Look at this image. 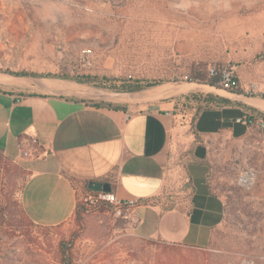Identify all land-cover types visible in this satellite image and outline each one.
<instances>
[{
    "label": "rangeland",
    "instance_id": "374dc122",
    "mask_svg": "<svg viewBox=\"0 0 264 264\" xmlns=\"http://www.w3.org/2000/svg\"><path fill=\"white\" fill-rule=\"evenodd\" d=\"M85 49L98 55L92 69L80 63ZM263 53L264 0H0V73L7 75L104 76L155 84L148 89L155 93L187 82L185 76L208 80L215 67L234 70L241 85L255 82L263 94ZM195 94L209 93L180 96L179 104L197 106ZM215 166L225 219L201 250L136 237L126 215L91 203L93 194L80 200L89 205L81 229L74 218L37 225L23 215V172L2 159L0 264H59L62 240L73 241L75 264H264V133L255 128L244 140H227V156L219 152ZM249 167L258 178L247 191L237 178Z\"/></svg>",
    "mask_w": 264,
    "mask_h": 264
},
{
    "label": "crops",
    "instance_id": "0c3cea01",
    "mask_svg": "<svg viewBox=\"0 0 264 264\" xmlns=\"http://www.w3.org/2000/svg\"><path fill=\"white\" fill-rule=\"evenodd\" d=\"M177 98L112 103L124 106L116 110L0 86V155L23 172L28 218L45 227L71 222L90 194L85 185L109 183L119 200L136 202L126 214L136 237L208 249L225 219L213 185L217 154L227 156V140H244L252 129L239 122L245 105L213 106L193 120L175 110Z\"/></svg>",
    "mask_w": 264,
    "mask_h": 264
},
{
    "label": "water",
    "instance_id": "95a60500",
    "mask_svg": "<svg viewBox=\"0 0 264 264\" xmlns=\"http://www.w3.org/2000/svg\"><path fill=\"white\" fill-rule=\"evenodd\" d=\"M4 79H0L1 87L15 88L31 90L36 93H42L49 96L66 97V98H81L88 99L96 102L106 103H130V104H142L155 101L169 100L177 98L183 95L196 92H207L229 101L245 105L249 108L258 110L264 113V98L256 95H248L246 93H238L230 91L225 88L211 85L207 82L198 81H187L182 84L170 87L161 93H153L151 95L139 96V92L131 91H106L102 88L87 87L83 89H70V90H53L50 87L45 86L41 83V79H47L43 77H32V76H14L0 73ZM56 80V79H55ZM61 81H65L60 79ZM186 88V90H184ZM88 189L95 193H111L112 187L109 183L91 181L88 183Z\"/></svg>",
    "mask_w": 264,
    "mask_h": 264
},
{
    "label": "trees",
    "instance_id": "16d2710c",
    "mask_svg": "<svg viewBox=\"0 0 264 264\" xmlns=\"http://www.w3.org/2000/svg\"><path fill=\"white\" fill-rule=\"evenodd\" d=\"M262 58L264 60V53L262 55ZM0 71H1V69H0ZM7 73H9L11 75H23V76H33V77L64 79V80L74 81L76 83L87 85V86H96V87H100L103 89L107 88V89L120 91V92H123V91L137 92V91H141V90H148L155 85V84H151V83H149L147 85H139L140 81H136V85H125L127 82H124V81H122V83H120L121 85H118L119 80L116 79L114 81L117 84L111 85L110 87H105L106 85L111 83V81H113V80L109 79L107 77H104V76L103 77L92 76V75L69 76L67 74H50V73L49 74H37V73H29V72H25V71L22 73L7 71ZM195 80L207 82L211 85L221 87L219 85V79L218 78H210L208 80L196 78ZM237 81H238V79H236V82ZM229 90L234 91V92H238V93H244L240 88H232ZM256 96L264 98V93L263 94H257ZM193 97H195V98H193L192 101H196L198 104L197 106L189 105V103L184 104V105L176 104V106H175V110L181 114L190 113L191 111H194L193 120L200 114V112H202L204 110H209L213 106L219 107L221 105H226V104L227 105L236 104L239 106H243V105H240L238 103H235V102L229 101L227 99L221 98L219 96L213 95L211 93L205 94V95L195 94V95H193ZM201 102H203V104H201ZM90 103L94 104V106H96V107H100V106L108 107V108L113 107L116 110L124 108V106H122V105H114L112 103H106V102H93V101H91ZM243 107L246 108L247 112H250L252 114H259L260 117L264 118L263 113H260L259 111L252 109V108H249L247 106H243ZM2 159L3 158L0 155V160H2ZM85 189L90 194H93V195L98 194V193H95V192L89 190L87 187V184L85 185ZM88 207H89V205H87L86 203H82L81 201H79L77 204L75 214H74V221L77 224V226H79L80 229L83 227L84 217L89 210ZM101 210L104 211L105 208H102ZM23 215L28 218V216L25 214L24 211H23ZM73 246H74L73 241H66V240L60 241V243L58 244V263L59 264H75Z\"/></svg>",
    "mask_w": 264,
    "mask_h": 264
},
{
    "label": "built area",
    "instance_id": "2783aa9c",
    "mask_svg": "<svg viewBox=\"0 0 264 264\" xmlns=\"http://www.w3.org/2000/svg\"><path fill=\"white\" fill-rule=\"evenodd\" d=\"M80 63L85 69H92L95 67L98 60L97 53L92 49H85L79 56ZM209 78H218L219 85L225 89L240 88L244 93L248 95L260 94L259 85L255 82H250L247 85H241L240 81L236 82L237 76L234 70L218 71L215 67L209 68ZM185 81H190L189 76L184 77ZM23 94H19L16 97V101L19 102L23 99ZM239 122L245 124L251 129H260L264 133V118L260 117L259 114H252L245 112L244 115L239 119ZM258 178V171L254 167H249L242 170L237 178V185L247 191L252 190ZM91 203H106L114 208V214L117 217L125 216L126 213L134 208L136 202L134 201H122L119 200L115 194L111 193H98L94 197L90 196Z\"/></svg>",
    "mask_w": 264,
    "mask_h": 264
},
{
    "label": "bare ground",
    "instance_id": "6f19581e",
    "mask_svg": "<svg viewBox=\"0 0 264 264\" xmlns=\"http://www.w3.org/2000/svg\"><path fill=\"white\" fill-rule=\"evenodd\" d=\"M40 81L44 85H56V86L64 85V86H67V87H69L71 89H83V88H85L84 86L78 85V84H76L74 82H68V81L53 80V79H41ZM168 89H170V86H167V87H165L163 89L157 90L155 93H161V92H163L165 90H168ZM184 90H186V88ZM151 94H153V93H142V94H139V96L151 95Z\"/></svg>",
    "mask_w": 264,
    "mask_h": 264
}]
</instances>
